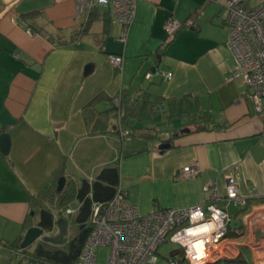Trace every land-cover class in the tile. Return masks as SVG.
<instances>
[{
  "label": "crops",
  "instance_id": "obj_1",
  "mask_svg": "<svg viewBox=\"0 0 264 264\" xmlns=\"http://www.w3.org/2000/svg\"><path fill=\"white\" fill-rule=\"evenodd\" d=\"M224 2L136 0L123 43L106 9L72 39L82 20L71 0H0V133L11 140L8 155L0 152V241L20 246L43 203L55 219L65 215L37 199L58 173L90 179L117 166L119 187L142 214L205 202L213 188L224 194L232 176L248 208L228 206V258L264 264V237L255 242L264 232V115L241 77L227 80L235 58ZM171 16L193 25L169 37ZM111 54L122 56L121 70ZM121 90L131 135L113 130ZM194 163L198 174L182 176ZM14 257L0 253V264H27Z\"/></svg>",
  "mask_w": 264,
  "mask_h": 264
},
{
  "label": "built area",
  "instance_id": "obj_2",
  "mask_svg": "<svg viewBox=\"0 0 264 264\" xmlns=\"http://www.w3.org/2000/svg\"><path fill=\"white\" fill-rule=\"evenodd\" d=\"M71 1L75 5L76 18L81 20H85L93 9L108 10L119 28L118 39L126 42L135 16L136 0ZM251 1L224 2L227 44L235 58L227 80L241 77L257 113L264 115V0L254 1L255 5L250 9L243 7ZM192 25L191 19L180 22L171 16L164 29L170 37L180 28ZM109 59L114 67L121 70L122 56L111 54ZM166 76L170 77L171 73ZM119 93L113 99L115 104L120 102ZM121 134L127 135L128 131L122 130ZM198 172V164L194 163L183 167L181 175L192 177ZM207 189L204 187V190ZM230 205H247L232 176L226 179L224 194L213 188L205 202L184 208L154 210L147 214H142L119 187L107 205L92 206V231L78 261L73 264H158L157 252L164 243L173 244L180 250L178 255L168 257L165 264H215L233 255L226 246L232 224V215L228 210ZM70 212L69 208L64 211L65 214ZM99 246L107 248L103 263L98 262L96 249ZM0 253L4 260L10 256L24 258L21 248H12L4 241L0 242Z\"/></svg>",
  "mask_w": 264,
  "mask_h": 264
},
{
  "label": "trees",
  "instance_id": "obj_3",
  "mask_svg": "<svg viewBox=\"0 0 264 264\" xmlns=\"http://www.w3.org/2000/svg\"><path fill=\"white\" fill-rule=\"evenodd\" d=\"M97 9H93L85 20L74 30L72 39H79L81 35L89 29L92 23V16ZM35 13L25 14L30 17ZM107 19V18H105ZM120 102L115 104L112 98V108L118 125L114 131L121 134L122 130H127L131 135L132 131L126 126V116L123 112V92L119 93ZM62 173H60L61 175ZM42 188L37 195L39 201L44 202L47 198L50 202H55L57 207L66 210L70 209L69 214H65L67 219V233L60 244H52L39 239L33 249H22L23 260L27 264H73L78 261L83 246L92 231L90 217L94 204L107 205L115 196L119 188V174L117 166H107L102 168L93 178L66 179L65 186L61 192L56 190V181L60 177ZM248 204L240 209L245 212ZM59 215H62L60 212ZM38 226L43 229L48 236L56 235L58 232L56 219L50 207L41 204L39 211ZM67 237V238H66ZM1 242V241H0ZM12 248H20L19 244H9ZM215 264H246L239 258H223Z\"/></svg>",
  "mask_w": 264,
  "mask_h": 264
},
{
  "label": "water",
  "instance_id": "obj_4",
  "mask_svg": "<svg viewBox=\"0 0 264 264\" xmlns=\"http://www.w3.org/2000/svg\"><path fill=\"white\" fill-rule=\"evenodd\" d=\"M92 68L91 64H88L85 67V73L89 72V70ZM10 135L8 132H2L0 133V152L7 156L10 150ZM170 146L169 143H162L158 147L159 149H165ZM66 183V177L65 176H60L57 181H56V190L58 192H61L65 186ZM238 223V222H236ZM56 225L58 228V232L56 235L53 236H48L44 233L43 229L40 228L39 226H31L28 228L22 237V240L20 242V248L26 249L28 248L31 244H33L36 240L38 239H44L47 242H50L52 244H60L64 238V236L67 233V219L64 216H61L56 219ZM261 233V234H260ZM257 238H256V243L260 240V238L264 237V232H258L256 231ZM180 253V250L175 248L172 249L168 257H172L175 255H178Z\"/></svg>",
  "mask_w": 264,
  "mask_h": 264
},
{
  "label": "rangeland",
  "instance_id": "obj_5",
  "mask_svg": "<svg viewBox=\"0 0 264 264\" xmlns=\"http://www.w3.org/2000/svg\"><path fill=\"white\" fill-rule=\"evenodd\" d=\"M254 1L257 3L260 0H253V1L249 2V3L243 4V7L246 8V9H250L251 7H253L255 5L254 4ZM118 124L119 123L117 122L116 125H118ZM38 240H36L33 244H31L28 247V249H33L36 246ZM175 248H176V246L173 245V244H170V243H164L163 245H161L160 248L158 249V252H157L158 259H159V263L158 264H165L166 259L168 258L169 252L172 249H175ZM96 253H97V256H98V262L99 263H103L105 261V257H106V253H107V248L104 247V246H99L96 249ZM183 264H185V263H183Z\"/></svg>",
  "mask_w": 264,
  "mask_h": 264
}]
</instances>
